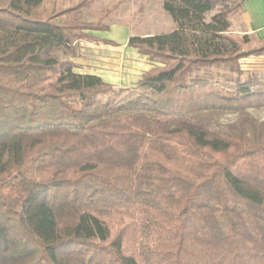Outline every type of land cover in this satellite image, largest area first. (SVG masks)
Here are the masks:
<instances>
[{"label": "trees", "instance_id": "16d2710c", "mask_svg": "<svg viewBox=\"0 0 264 264\" xmlns=\"http://www.w3.org/2000/svg\"><path fill=\"white\" fill-rule=\"evenodd\" d=\"M246 0H163L171 33L130 87L77 70L103 19L0 0V264H264V42ZM87 2L66 10L71 16ZM221 113L237 115L224 123Z\"/></svg>", "mask_w": 264, "mask_h": 264}, {"label": "rangeland", "instance_id": "374dc122", "mask_svg": "<svg viewBox=\"0 0 264 264\" xmlns=\"http://www.w3.org/2000/svg\"><path fill=\"white\" fill-rule=\"evenodd\" d=\"M85 3L77 12L64 15L66 10ZM105 10L109 16L103 23L109 27L108 32H89L90 35L112 42L80 40L77 42V70L85 73L102 75L115 87L134 86L142 74L150 70L156 62L150 61L137 50L127 46L131 37H146L171 33L175 24L171 16L164 10L163 0H43L40 11L56 16L58 21L74 18L84 22H97ZM257 39L252 38L250 46H256ZM245 70L264 72V55L252 56L241 60ZM258 120H264V108L250 110ZM224 122L235 121L237 115L221 113L218 116Z\"/></svg>", "mask_w": 264, "mask_h": 264}, {"label": "crops", "instance_id": "0c3cea01", "mask_svg": "<svg viewBox=\"0 0 264 264\" xmlns=\"http://www.w3.org/2000/svg\"><path fill=\"white\" fill-rule=\"evenodd\" d=\"M231 23V30L234 34L249 35L252 38L257 39L258 42H264V0L244 1L241 5L240 11L231 16ZM75 63L77 64V62ZM88 74L98 75L105 82L112 84L111 82L105 80L102 75L96 73Z\"/></svg>", "mask_w": 264, "mask_h": 264}]
</instances>
